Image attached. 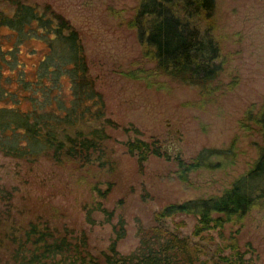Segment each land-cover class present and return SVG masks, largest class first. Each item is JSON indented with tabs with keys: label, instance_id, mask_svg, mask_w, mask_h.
Segmentation results:
<instances>
[{
	"label": "rangeland",
	"instance_id": "1",
	"mask_svg": "<svg viewBox=\"0 0 264 264\" xmlns=\"http://www.w3.org/2000/svg\"><path fill=\"white\" fill-rule=\"evenodd\" d=\"M22 1L39 11L49 6L48 11L78 30L88 73L103 96L104 117L115 124L106 130L117 162L112 176L99 180L98 189H109L100 199L92 189L100 177L94 171L60 167L46 156L27 161L0 151V187L14 191V205L26 217H42L67 230L76 241L85 239L92 255L109 252L121 219L125 233L116 242V250L127 255L139 245V223L152 224L154 213L167 204L221 195L257 157L254 142L259 138L244 118L248 109L264 99V0H216V35L227 58L222 79L234 85L206 101L193 86L155 74L153 64L141 58L135 30L126 23L139 0ZM0 11L11 17L15 6L11 0H0ZM24 37L0 25V90L4 93L19 90L22 71L27 80L34 81L35 69L47 51L43 40ZM0 105L12 106L13 101H0ZM27 105L24 101L21 108ZM135 138L157 140L166 156L150 155L140 167L136 155L129 154L124 145ZM233 142L234 158L194 171L187 181L178 178L175 157L188 160L202 148H226ZM106 181L113 185L108 187ZM98 201L111 212L109 222L103 212L92 209ZM89 210L93 221L87 219ZM174 220L184 221L179 235L203 249L205 264L236 250L247 264H264V211L252 210L241 222H228L198 235L194 234L196 217L180 215ZM166 222L173 229L171 220Z\"/></svg>",
	"mask_w": 264,
	"mask_h": 264
},
{
	"label": "trees",
	"instance_id": "2",
	"mask_svg": "<svg viewBox=\"0 0 264 264\" xmlns=\"http://www.w3.org/2000/svg\"><path fill=\"white\" fill-rule=\"evenodd\" d=\"M11 4L15 6L13 16H3L0 11V25L26 35L24 38L43 40L47 51L35 69L34 81L27 80L22 71L17 92L0 90V101H13L12 106L0 105V151L27 161L46 156L60 167L94 171V176L100 177L92 189L104 199L109 189H98L99 180L111 177L117 168L106 130L115 124L104 117L103 96L88 73L79 32L62 16L48 11L49 6L39 11L22 0H11ZM215 6L216 0H139L126 22L135 30L141 58L153 64L155 74L193 86L203 101L234 85L232 80L222 79L227 58L216 35ZM24 101L28 102L25 109L21 108ZM244 120L259 138L254 142L257 157L249 168L221 195L167 204L154 213L152 224L139 223V245L127 255L116 250V242L125 233L121 219L109 252L92 255L86 250L85 239L78 242L67 230L42 217L23 215L14 205V191L0 187V264H205L203 249L179 235L185 223L174 220L176 217H196L194 234L198 235L228 222H241L252 210L264 211V99L248 109ZM124 145L129 154L136 155L140 167L150 155L166 156L157 140L135 138ZM235 154L233 142L226 148H202L188 160L175 157L177 176L187 181L190 173L218 167L220 159ZM106 182L108 187L113 185ZM92 209L103 212L109 222L111 212L99 201ZM91 212H87L89 221H93ZM210 264L247 263L236 250L233 255H218Z\"/></svg>",
	"mask_w": 264,
	"mask_h": 264
}]
</instances>
